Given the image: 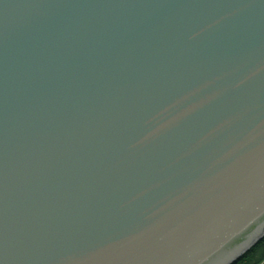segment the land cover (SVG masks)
<instances>
[{
  "label": "water",
  "instance_id": "1",
  "mask_svg": "<svg viewBox=\"0 0 264 264\" xmlns=\"http://www.w3.org/2000/svg\"><path fill=\"white\" fill-rule=\"evenodd\" d=\"M263 236L264 0H0V264Z\"/></svg>",
  "mask_w": 264,
  "mask_h": 264
},
{
  "label": "trees",
  "instance_id": "2",
  "mask_svg": "<svg viewBox=\"0 0 264 264\" xmlns=\"http://www.w3.org/2000/svg\"><path fill=\"white\" fill-rule=\"evenodd\" d=\"M233 264H264V236Z\"/></svg>",
  "mask_w": 264,
  "mask_h": 264
},
{
  "label": "bare ground",
  "instance_id": "3",
  "mask_svg": "<svg viewBox=\"0 0 264 264\" xmlns=\"http://www.w3.org/2000/svg\"><path fill=\"white\" fill-rule=\"evenodd\" d=\"M248 251V250H247Z\"/></svg>",
  "mask_w": 264,
  "mask_h": 264
},
{
  "label": "rangeland",
  "instance_id": "4",
  "mask_svg": "<svg viewBox=\"0 0 264 264\" xmlns=\"http://www.w3.org/2000/svg\"><path fill=\"white\" fill-rule=\"evenodd\" d=\"M261 240V239H260Z\"/></svg>",
  "mask_w": 264,
  "mask_h": 264
}]
</instances>
